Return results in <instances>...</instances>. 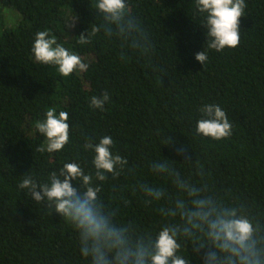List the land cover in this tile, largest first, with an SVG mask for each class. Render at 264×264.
Wrapping results in <instances>:
<instances>
[{"label":"trees","instance_id":"trees-1","mask_svg":"<svg viewBox=\"0 0 264 264\" xmlns=\"http://www.w3.org/2000/svg\"><path fill=\"white\" fill-rule=\"evenodd\" d=\"M96 2L0 0V264H89L76 233L18 187L25 174L46 182L65 162L91 169L93 156L82 147L86 137L98 142L112 136L113 152L129 160L138 179L168 186L149 167L164 158L186 174L203 171L217 193H230L264 221V0H245L239 45L209 51L203 66L195 54L203 49L206 29L195 0H130L154 42L150 57L102 34L77 43L101 22ZM10 12L17 15L14 25ZM74 16L75 26L66 27ZM45 29L79 54L88 70L65 78L55 66L36 62L31 48ZM105 91V110L90 108V97ZM210 103L226 112L231 137L217 142L195 135L199 109ZM51 107L57 115L68 112L70 141L59 153H41L36 149L45 137L35 123ZM168 136L172 143L166 145ZM182 145L193 154L192 165L180 164ZM119 182L131 185L134 178ZM125 194L129 204L121 218L145 231L157 227L159 217L130 190ZM191 264L201 262L191 257Z\"/></svg>","mask_w":264,"mask_h":264},{"label":"clouds","instance_id":"clouds-1","mask_svg":"<svg viewBox=\"0 0 264 264\" xmlns=\"http://www.w3.org/2000/svg\"><path fill=\"white\" fill-rule=\"evenodd\" d=\"M246 7L245 0H195L200 25L206 29L203 49L195 54L197 62L203 66L209 51L223 52L239 45L240 19ZM95 8L101 22L76 38L78 44H89L93 36L102 34L143 57L154 53L150 33L132 12L130 0H97ZM76 19L74 16L66 27H74ZM31 52L36 62L55 66L65 78L89 68L79 54L57 43L47 29L35 34ZM108 102L110 96L105 91L90 97L89 107L104 111ZM199 111L202 115L195 135L217 142L231 137L232 124L219 105L205 104ZM35 128L45 137L38 152L59 153L70 141L66 111L57 115L55 107L47 109ZM171 143L168 136L166 145ZM82 147L93 156L91 169L79 162H65L46 182L25 174L18 187L76 233L80 254L89 264H191V257L201 264H264V221L230 193L223 197L217 193L203 171L193 176L169 162L173 160L151 161V174L166 181L165 186L135 178V167L113 152L115 143L110 135L98 142L86 137ZM177 155L183 159L181 165H192L193 154L183 145ZM129 176L134 178L131 185L119 182ZM129 190L159 217L157 227L145 231L136 221L121 218L122 208L129 204L125 194Z\"/></svg>","mask_w":264,"mask_h":264},{"label":"rangeland","instance_id":"rangeland-1","mask_svg":"<svg viewBox=\"0 0 264 264\" xmlns=\"http://www.w3.org/2000/svg\"><path fill=\"white\" fill-rule=\"evenodd\" d=\"M9 14V24L10 25H14L15 24V22L18 20L17 19V15L14 13V12H10V13H8Z\"/></svg>","mask_w":264,"mask_h":264}]
</instances>
